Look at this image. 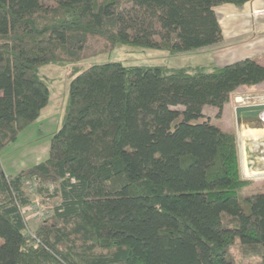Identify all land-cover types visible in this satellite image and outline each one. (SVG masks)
<instances>
[{"label":"trees","instance_id":"obj_1","mask_svg":"<svg viewBox=\"0 0 264 264\" xmlns=\"http://www.w3.org/2000/svg\"><path fill=\"white\" fill-rule=\"evenodd\" d=\"M250 0H0V264H264V186L238 139L204 113L264 82V63L74 65L48 156L7 174L1 152L48 105L39 68L120 45L172 54L224 40L216 6ZM60 197L33 233L21 207Z\"/></svg>","mask_w":264,"mask_h":264},{"label":"rangeland","instance_id":"obj_2","mask_svg":"<svg viewBox=\"0 0 264 264\" xmlns=\"http://www.w3.org/2000/svg\"><path fill=\"white\" fill-rule=\"evenodd\" d=\"M248 23L250 24L246 21L238 26L236 32L239 33L238 36L251 35L252 38L247 40L248 43L246 44L253 46L258 42L256 37L258 34L247 27ZM261 27H264V20H262ZM259 31L261 32V30ZM96 48L97 43L90 38L84 46L83 52L89 54L84 60L53 62L39 68V74L51 90L50 101L41 116L2 150L1 162L7 174L14 175L47 158L52 136L63 123L72 78L71 69L74 65H87L109 60H119L126 64H166L169 66L225 65L236 61L226 60L222 63L221 58L218 57L220 53L217 51L213 53L214 55L209 51L200 52L199 50L172 54L160 49L120 45L113 51L93 55ZM227 51L230 50L227 49ZM227 51L224 53H228ZM228 56L232 57L233 55L229 54ZM252 57L264 63V52L259 51L257 55ZM263 93L264 84L253 87L242 86L230 95L220 117H217L219 109L216 107L206 106L204 110V113L211 117L214 122L220 124L224 129L235 131L237 135L241 175L250 181V184L242 190L243 193H252L264 186V113L260 118L253 114L243 113L238 120L236 107L252 102L256 95ZM36 186L37 183L28 182L27 190L32 201L27 204L30 206L29 209H22L28 233H33L38 224L51 213L53 205L60 202V197L50 198L49 196L38 195ZM231 255L236 264H261L259 256L245 255L239 243L231 248Z\"/></svg>","mask_w":264,"mask_h":264},{"label":"crops","instance_id":"obj_3","mask_svg":"<svg viewBox=\"0 0 264 264\" xmlns=\"http://www.w3.org/2000/svg\"><path fill=\"white\" fill-rule=\"evenodd\" d=\"M215 9L222 25L224 40L218 44L201 48L199 49L200 52L209 51V53L214 55L213 53L217 51L220 53L218 54V57L221 58L222 63L226 60L233 61L245 57H252L257 55L259 51L264 52V27H261L262 20H264V14L261 13L264 9V0H250L242 6H237L233 3H225L216 6ZM246 21L250 22L247 27L258 34L256 35L258 42L253 46L246 44L248 43L247 40L252 38L251 35L245 37L238 36L237 34L239 33L236 32L238 29L237 27L244 24ZM259 30H261V32ZM227 49L230 51H227ZM225 51L228 53H224ZM229 54H232L233 56L229 57ZM261 84H264V82L258 85Z\"/></svg>","mask_w":264,"mask_h":264},{"label":"water","instance_id":"obj_4","mask_svg":"<svg viewBox=\"0 0 264 264\" xmlns=\"http://www.w3.org/2000/svg\"><path fill=\"white\" fill-rule=\"evenodd\" d=\"M260 108V112L264 111V105H248V106H238L236 107V114L239 120V117L243 113L253 112L254 109Z\"/></svg>","mask_w":264,"mask_h":264},{"label":"built area","instance_id":"obj_5","mask_svg":"<svg viewBox=\"0 0 264 264\" xmlns=\"http://www.w3.org/2000/svg\"><path fill=\"white\" fill-rule=\"evenodd\" d=\"M261 13L264 14V9L261 11ZM248 105H264V93L260 95H256L252 102L244 103L241 106H248ZM29 208L30 206L26 205L21 207L20 209L22 211V209H29Z\"/></svg>","mask_w":264,"mask_h":264},{"label":"bare ground","instance_id":"obj_6","mask_svg":"<svg viewBox=\"0 0 264 264\" xmlns=\"http://www.w3.org/2000/svg\"><path fill=\"white\" fill-rule=\"evenodd\" d=\"M259 110H260V108H256V109H254L253 112H248V113H244V114H253V115H255V117L257 116L260 118L261 115L264 113V111L260 112Z\"/></svg>","mask_w":264,"mask_h":264}]
</instances>
